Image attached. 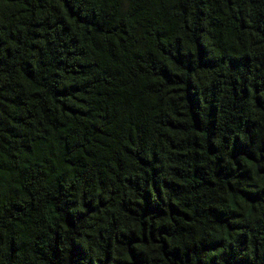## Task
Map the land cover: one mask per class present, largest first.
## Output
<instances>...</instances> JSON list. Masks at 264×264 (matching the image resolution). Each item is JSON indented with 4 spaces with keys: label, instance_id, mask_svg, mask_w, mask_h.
<instances>
[{
    "label": "trees",
    "instance_id": "trees-1",
    "mask_svg": "<svg viewBox=\"0 0 264 264\" xmlns=\"http://www.w3.org/2000/svg\"><path fill=\"white\" fill-rule=\"evenodd\" d=\"M0 264H264V0H0Z\"/></svg>",
    "mask_w": 264,
    "mask_h": 264
}]
</instances>
